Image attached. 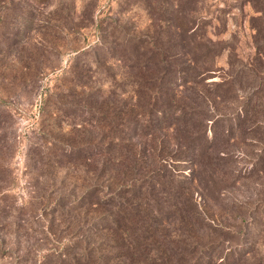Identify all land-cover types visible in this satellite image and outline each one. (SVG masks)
Returning <instances> with one entry per match:
<instances>
[{"label":"rangeland","instance_id":"1","mask_svg":"<svg viewBox=\"0 0 264 264\" xmlns=\"http://www.w3.org/2000/svg\"><path fill=\"white\" fill-rule=\"evenodd\" d=\"M30 1L54 3L69 12L72 18L67 24L73 32L66 31L63 36L58 33L55 43L60 50L68 51L49 54L51 67L43 69L37 89L29 86L31 92L23 91L11 100V118L0 127L8 145L0 154V264H264V169L256 171L259 166H255L250 172L260 147L256 143L245 146L235 137L233 145H226L230 155L222 156L216 153L220 146L207 151L197 136L195 155L183 152L181 158L168 161L167 174L161 178L164 188L160 185L158 189L167 193L152 195L158 211H143L136 218L134 210L143 201L123 192L120 184L106 180L107 174H114L115 182H121L118 179L122 173L118 172L126 167L121 165L118 172L107 173L99 163L102 157L95 156L89 168L81 169L75 161L66 171L71 166L65 163L66 157L57 159L61 145L40 129L43 99L67 84L61 76L78 50L85 49L100 58L96 74L91 76L92 84L98 86L102 70L115 71L116 67L107 69L108 62L104 63L101 56L103 49L97 45V20L116 17L124 22L130 18L140 30L150 20L134 0ZM190 3L188 8H197V15L208 19L205 30L200 31L217 45L208 61L214 71L207 74L206 82L221 80L228 68L231 72L241 64L249 66L246 77L250 87L240 91L239 98L227 107L232 110L241 104L240 96H246L258 84L250 78V68L258 73L259 80L264 79V16L257 18L255 12L256 7L264 12V0L254 7L247 0ZM44 10L46 14L49 8ZM37 35L45 37L43 32H33L31 37ZM118 43L115 50L122 40ZM23 50L33 49L25 45ZM189 50L195 55L193 46ZM261 86L264 109V83ZM0 87V96L10 97L18 89L6 83ZM57 132L53 130L52 136L57 137ZM207 136H212L210 126ZM261 161L264 167V159ZM151 169L149 163L148 172ZM176 195L179 199L172 197ZM170 203L175 208H170ZM110 204L122 207L112 211L122 220L116 236L107 229L100 230L112 220L110 213H103L113 208ZM256 209L258 215L252 213ZM94 220L98 223L93 224ZM113 241L118 246H111ZM73 243L79 244L76 250ZM118 252L122 263L117 259Z\"/></svg>","mask_w":264,"mask_h":264},{"label":"trees","instance_id":"2","mask_svg":"<svg viewBox=\"0 0 264 264\" xmlns=\"http://www.w3.org/2000/svg\"><path fill=\"white\" fill-rule=\"evenodd\" d=\"M134 1L149 17L150 22L144 29L140 30L130 18L123 22L106 17L96 23L100 36L97 45L104 52L101 56L104 63L108 62L107 69L116 67L115 71L102 70L103 77L97 78L98 86L92 84L91 76L96 74L100 58L92 57L85 49L78 50L61 76L67 84L53 89L43 99L40 129L44 135L51 136L53 143L61 145L57 159L66 157L65 163L71 165L67 166V172L75 161L79 168H89L95 156L102 157L99 163L107 173L108 170L118 172L121 165L126 167L118 172L122 173L118 179L121 182H115L114 174H107L106 180L120 184L123 192L144 202L137 203L133 214L136 218L143 211H158L157 200L152 195L167 193L158 189L160 185L164 188L161 178L167 174L168 161L181 158L183 152L195 155L197 136L207 151L220 146L221 150L216 153L222 156L230 155L226 145H233L235 137L245 146L256 143L260 147L250 172L255 166H259L256 171L264 169L260 166L264 159V134H261L264 109L260 92L264 79L259 80L258 73L250 68V78L258 84L252 92L240 96L238 107L228 110L232 101L239 98L238 93L250 87L246 77L249 66L241 64L231 72L228 68L221 80L206 82L210 76L207 74L214 71L208 61L217 51V45L200 31L205 30L208 19L197 15V8H188L193 0ZM194 1L196 5L197 0ZM247 1L253 7L260 2ZM42 4L30 0H0V86L6 83L12 89L18 87L10 97L0 96V127L11 118L8 110L11 100L30 90L29 86L37 89L43 69L51 67L49 54L68 51L60 50L55 39L66 31L73 32L67 24L71 22V14L54 3ZM45 8L49 10L43 14ZM255 12L257 18L264 16L258 7ZM33 32H43L45 37L32 38ZM118 40L122 43L115 50ZM25 45H31L33 50H23ZM189 46L195 48V55ZM208 126L212 130L210 138ZM53 130L59 131L57 137L52 136ZM4 140L5 134L0 133V154L8 146ZM149 163L152 169L148 172ZM172 197L179 199V195ZM168 205L175 208L173 203ZM110 206L113 208L103 213H110L112 220L100 230L107 229L116 236L122 221L116 212L122 207ZM252 213L258 215L259 209ZM73 245L74 250L79 247V244ZM115 246L118 245L115 243ZM119 256L122 258L118 252L117 259L122 263ZM153 263L159 264V261Z\"/></svg>","mask_w":264,"mask_h":264}]
</instances>
